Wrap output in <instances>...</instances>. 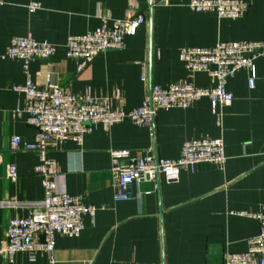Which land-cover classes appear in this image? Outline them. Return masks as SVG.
Here are the masks:
<instances>
[{"label":"crops","instance_id":"1","mask_svg":"<svg viewBox=\"0 0 264 264\" xmlns=\"http://www.w3.org/2000/svg\"><path fill=\"white\" fill-rule=\"evenodd\" d=\"M159 0H6L0 8V244H6V225L27 217L44 199L33 152L10 154V140L20 136L35 140L23 110L25 95L13 87L26 85L22 62L3 58L11 39L32 35L38 42L56 47L48 60L30 64L32 81L45 88L49 81L84 97L109 99L113 109L139 108L150 87L190 80L179 60L184 47L210 48L218 42L264 41V0H251L246 15L237 20L215 13H195L182 5L160 6ZM41 3L31 14L28 5ZM144 15L147 24L125 48L100 54L84 71L66 57L69 36L95 30L106 19L126 20ZM145 69V70H144ZM144 71L147 81L142 80ZM250 72L239 71L227 81L234 95L230 106L213 112L203 98L187 109L158 113L155 131L124 121L107 129L94 125L83 144L68 141L52 147L49 158L60 169L59 191L83 197L96 207L95 217L85 218L79 238L57 237V264H222L227 253H243L249 239L259 232L250 214L264 207V57L255 61V87L249 88ZM197 87L215 81L197 74ZM222 138L226 165L219 169L200 164L194 173L182 171L176 183L160 178V185L143 183L133 188L139 200L115 202L111 151L152 152L160 159L176 160L182 146L192 139ZM18 168L19 180L7 179L6 165ZM2 264H11L3 261ZM13 264H49L44 253L31 261L18 253Z\"/></svg>","mask_w":264,"mask_h":264},{"label":"built area","instance_id":"2","mask_svg":"<svg viewBox=\"0 0 264 264\" xmlns=\"http://www.w3.org/2000/svg\"><path fill=\"white\" fill-rule=\"evenodd\" d=\"M251 0H190L187 7L195 13L211 12L219 18L237 20L243 18L250 8ZM6 0H0V8ZM160 6L182 5L184 0H159ZM42 7L39 2L28 5L33 14ZM147 24L144 15H135L126 20L106 19L95 30L84 35L69 36L66 57L77 63L78 72L84 71L102 53L125 48L128 37L136 36L139 28ZM56 47L47 42H38L32 35L11 39L3 58L22 62L27 82L13 87V91L25 95L24 109L16 111L27 115V124L35 130V140L26 142L20 136L10 140L8 152H33L39 164L35 173L41 179L44 199L36 203L27 217L14 218L6 225V244H0V264H13L18 253H27L31 261L38 253L46 254L49 264H57L56 238H79L85 228V218L95 217L97 209L86 205L83 197H74L59 191L58 163L49 158V150L61 148L68 141L82 145L84 137L93 131L94 125L112 126L130 121L154 133L157 115L167 109H187L203 98H208L214 113L219 107L230 106L234 95L227 91V81L239 71L250 72L249 88L255 87V61L264 57V41L218 42L210 48L184 47L179 60L184 63L189 79L162 87L152 85L139 108L126 111L113 109L109 99L91 95L79 97L49 81L40 88L32 81L30 64L34 60H48L55 56ZM145 70V69H144ZM197 74H206L215 81L214 86L197 87L192 81ZM148 79L144 71L142 80ZM114 176L115 202L139 200L133 188L143 183H155L163 178L167 183H176L182 171L194 173L200 164H211L219 169L226 165L225 143L222 138H201L186 141L181 155L176 160L160 159L152 152L113 150L110 153ZM4 153L0 151V164ZM7 179L19 180L15 164L6 165ZM259 223L258 234L249 239L248 249L243 253H227L222 264H264V207L259 213L250 214Z\"/></svg>","mask_w":264,"mask_h":264},{"label":"water","instance_id":"3","mask_svg":"<svg viewBox=\"0 0 264 264\" xmlns=\"http://www.w3.org/2000/svg\"><path fill=\"white\" fill-rule=\"evenodd\" d=\"M158 184L160 185V178L157 180Z\"/></svg>","mask_w":264,"mask_h":264}]
</instances>
